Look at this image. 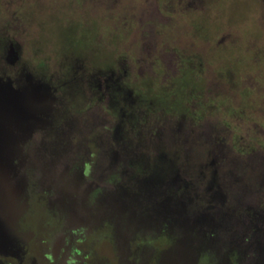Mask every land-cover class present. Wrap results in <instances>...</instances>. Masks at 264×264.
I'll return each instance as SVG.
<instances>
[{"label":"flooded vegetation","instance_id":"obj_1","mask_svg":"<svg viewBox=\"0 0 264 264\" xmlns=\"http://www.w3.org/2000/svg\"><path fill=\"white\" fill-rule=\"evenodd\" d=\"M10 52L0 61V264H264V166L247 179L219 162L243 155L226 148L222 126L165 109L131 122L102 104L116 95L101 79L97 104L70 111ZM263 152L246 155L264 163Z\"/></svg>","mask_w":264,"mask_h":264},{"label":"rangeland","instance_id":"obj_2","mask_svg":"<svg viewBox=\"0 0 264 264\" xmlns=\"http://www.w3.org/2000/svg\"><path fill=\"white\" fill-rule=\"evenodd\" d=\"M9 48L70 111L97 104L101 79L116 116L222 126L243 155L219 162L247 179L264 166L246 155L264 151V0H0V61Z\"/></svg>","mask_w":264,"mask_h":264}]
</instances>
